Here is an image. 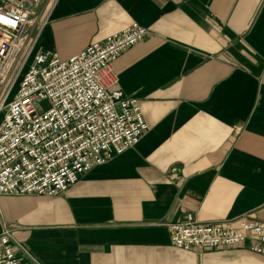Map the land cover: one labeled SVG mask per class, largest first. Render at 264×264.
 Returning <instances> with one entry per match:
<instances>
[{"label": "crops", "instance_id": "crops-1", "mask_svg": "<svg viewBox=\"0 0 264 264\" xmlns=\"http://www.w3.org/2000/svg\"><path fill=\"white\" fill-rule=\"evenodd\" d=\"M34 19L37 51L62 60L147 28L114 71L148 130L63 196H0L15 240L40 264H264L177 249L168 230L191 213L264 221V0H44Z\"/></svg>", "mask_w": 264, "mask_h": 264}, {"label": "built area", "instance_id": "built-area-1", "mask_svg": "<svg viewBox=\"0 0 264 264\" xmlns=\"http://www.w3.org/2000/svg\"><path fill=\"white\" fill-rule=\"evenodd\" d=\"M43 1L0 0V196H63L148 130L138 100L116 89L114 71L148 29L133 23L68 60L38 52L27 62L31 47L21 61ZM44 101L49 108L39 110ZM168 230L171 245L183 251L243 247L264 254V221L251 215L203 223L191 213ZM20 256L40 264L15 240L0 211V264H20Z\"/></svg>", "mask_w": 264, "mask_h": 264}, {"label": "rangeland", "instance_id": "rangeland-1", "mask_svg": "<svg viewBox=\"0 0 264 264\" xmlns=\"http://www.w3.org/2000/svg\"><path fill=\"white\" fill-rule=\"evenodd\" d=\"M33 40H34V35L29 39V41H28V43H27V48H26V51L24 52V55L22 56V58H21V61H23L24 60V58H25V55H26V53L29 51V49L32 47V49H31V51H30V55H29V57H28V60H27V62H29L30 60H31V58L33 57V55L34 54H36L38 51L37 50H39L38 49V47H39V44H36V41H35V44H33ZM23 71H25L24 69H23ZM21 79H22V74L20 75V77L16 80V82H15V84H14V86H13V93L17 90V88L19 87V83H20V81H21ZM10 84H11V82L7 85V87L8 86H10ZM13 96V95H12ZM11 98H13V97H10V99ZM39 110H47L48 108H49V103L48 102H46V101H44V102H42L41 104H39Z\"/></svg>", "mask_w": 264, "mask_h": 264}, {"label": "snow or ice", "instance_id": "snow-or-ice-1", "mask_svg": "<svg viewBox=\"0 0 264 264\" xmlns=\"http://www.w3.org/2000/svg\"><path fill=\"white\" fill-rule=\"evenodd\" d=\"M9 21H5V23H8Z\"/></svg>", "mask_w": 264, "mask_h": 264}]
</instances>
